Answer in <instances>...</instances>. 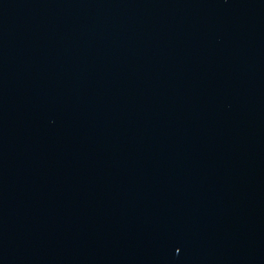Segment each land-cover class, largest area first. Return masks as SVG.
Masks as SVG:
<instances>
[{
    "label": "water",
    "instance_id": "1",
    "mask_svg": "<svg viewBox=\"0 0 264 264\" xmlns=\"http://www.w3.org/2000/svg\"><path fill=\"white\" fill-rule=\"evenodd\" d=\"M0 264H264V0H0Z\"/></svg>",
    "mask_w": 264,
    "mask_h": 264
}]
</instances>
